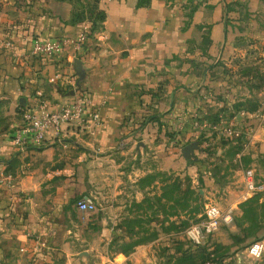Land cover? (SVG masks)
Here are the masks:
<instances>
[{
	"label": "crops",
	"instance_id": "crops-1",
	"mask_svg": "<svg viewBox=\"0 0 264 264\" xmlns=\"http://www.w3.org/2000/svg\"><path fill=\"white\" fill-rule=\"evenodd\" d=\"M96 4L104 17L94 22L86 14L73 21L71 0H0V264L32 257L29 247L38 241L63 243L75 253V204L83 196L102 213L104 233L109 212L134 210L130 203L146 192L140 182L145 162L172 168L174 146L189 136L191 116L220 105L213 96L216 68L241 67L245 58L246 67L255 68L246 81L259 76L264 82V0ZM79 34L85 39L76 48ZM38 37L67 42L49 56L32 55ZM77 90L89 98L82 123H63L39 144H14L25 111L56 110ZM235 97L236 119L256 115L244 107L251 94ZM259 126L252 136L263 142ZM245 192L236 197L249 199ZM229 208L233 219L225 234L239 235L223 264H264V253L252 259L245 252L264 231L240 234L248 225L245 210Z\"/></svg>",
	"mask_w": 264,
	"mask_h": 264
},
{
	"label": "rangeland",
	"instance_id": "rangeland-1",
	"mask_svg": "<svg viewBox=\"0 0 264 264\" xmlns=\"http://www.w3.org/2000/svg\"><path fill=\"white\" fill-rule=\"evenodd\" d=\"M71 1L75 12L82 10L88 16L97 6L94 0ZM254 69V66L246 67V60L242 58L241 67L221 65L212 72L216 91L213 96L220 105L206 115L191 116L189 136L185 133L183 142L174 146L172 168L163 169L157 160L150 158L145 162L146 173L140 180L142 189L146 188L144 196L141 201L130 203L134 204V210L109 212L107 233L102 230L106 224L101 223L99 210H76L78 241L70 244L75 253L70 254L68 245L63 243L38 241L29 247L32 257L16 259L15 264H223L220 258L236 245L239 235L225 234L232 221L205 232L198 244L188 234L192 225L203 224L202 214L207 203L221 209L236 205L244 208L243 217L248 225L240 229V234H261L264 190L250 193L249 199L236 197L239 190L247 192L246 170L253 169L255 180L264 182V141L252 136L260 124L264 127L258 119L260 112L264 114V82L259 81V76L253 82L245 79ZM248 93L251 97L244 101V107L253 109L256 115L243 114L241 119H236L240 106L235 96L245 98ZM225 100L234 102L229 105ZM194 142L198 147L185 162L182 149ZM229 239L230 244L222 243ZM10 245L14 247L15 243ZM3 262L11 263L10 260Z\"/></svg>",
	"mask_w": 264,
	"mask_h": 264
},
{
	"label": "built area",
	"instance_id": "built-area-1",
	"mask_svg": "<svg viewBox=\"0 0 264 264\" xmlns=\"http://www.w3.org/2000/svg\"><path fill=\"white\" fill-rule=\"evenodd\" d=\"M85 39L84 34H79L74 45L79 48ZM67 42L62 38L47 39L35 38L32 42L30 54L49 56L59 52L63 44ZM9 47H12L11 42H6ZM89 103V98L86 94L78 91L75 97L56 110L48 111L43 105L40 112L25 111L23 113V122L15 131L13 136L14 144L23 146L27 143H41L48 132L53 130L58 131L63 123H82L86 112V105ZM97 111L93 114V118L99 120ZM245 188L247 192L256 193L264 190V183L256 181L254 178L253 169L245 171ZM76 209L82 212L94 211L96 203L90 196H83L76 201ZM204 222L202 225H192L188 231L189 237L195 243H200L205 232H210L216 229L219 225L229 224L232 221V211L230 208L221 209L216 204L207 203L203 210ZM245 252L252 259H259L264 253V234L245 247Z\"/></svg>",
	"mask_w": 264,
	"mask_h": 264
},
{
	"label": "trees",
	"instance_id": "trees-1",
	"mask_svg": "<svg viewBox=\"0 0 264 264\" xmlns=\"http://www.w3.org/2000/svg\"><path fill=\"white\" fill-rule=\"evenodd\" d=\"M94 1L97 2L98 0H94ZM76 2H78V0ZM149 2H150V0H138V5H147V4H149ZM88 17H91L90 20L95 22L97 20H102L104 17V13L102 10H99L98 7L96 6V9H94V11L92 13H90V16H88ZM82 18H84V14L82 13V10H81V11L74 13V17L72 20L77 21V20H81ZM250 110H253V109H250ZM220 259H222V258H220Z\"/></svg>",
	"mask_w": 264,
	"mask_h": 264
},
{
	"label": "water",
	"instance_id": "water-1",
	"mask_svg": "<svg viewBox=\"0 0 264 264\" xmlns=\"http://www.w3.org/2000/svg\"><path fill=\"white\" fill-rule=\"evenodd\" d=\"M197 147H198V144L196 142L187 144L183 147L182 153L186 158H190L193 155L194 149Z\"/></svg>",
	"mask_w": 264,
	"mask_h": 264
}]
</instances>
